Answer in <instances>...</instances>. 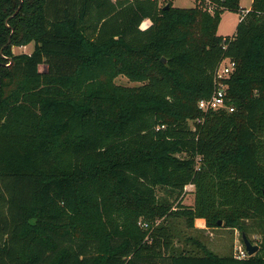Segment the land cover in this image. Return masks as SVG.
Returning a JSON list of instances; mask_svg holds the SVG:
<instances>
[{
    "label": "trees",
    "instance_id": "16d2710c",
    "mask_svg": "<svg viewBox=\"0 0 264 264\" xmlns=\"http://www.w3.org/2000/svg\"><path fill=\"white\" fill-rule=\"evenodd\" d=\"M195 1L0 0V264H264V0L229 37L239 0ZM176 217L259 249L176 247Z\"/></svg>",
    "mask_w": 264,
    "mask_h": 264
},
{
    "label": "rangeland",
    "instance_id": "374dc122",
    "mask_svg": "<svg viewBox=\"0 0 264 264\" xmlns=\"http://www.w3.org/2000/svg\"><path fill=\"white\" fill-rule=\"evenodd\" d=\"M174 7L190 8L196 5L195 0H169ZM167 0H158L159 6L166 4ZM252 0H239V10L230 11L224 10L221 14V19L217 28V34L221 36H232L235 33L236 25L239 22L241 12L251 6ZM241 9H244L241 11ZM148 24V19H145L141 23V27H145ZM32 43L23 46H13V53H30L32 50ZM115 82L122 85L136 86L138 83L128 80L123 76H118ZM183 194L182 203L185 206H191L194 201V189L192 185H187ZM159 196L163 195L162 189L157 190ZM175 232L174 245L176 247H197L194 240H199L207 249L215 252L220 256L233 254L235 248L243 246L241 240V233L237 229L227 228L223 226H217L214 228H207L204 224V220L196 219L194 226L189 228L185 224V220L182 218L171 219ZM251 243L257 244L259 235L253 233L250 235Z\"/></svg>",
    "mask_w": 264,
    "mask_h": 264
},
{
    "label": "built area",
    "instance_id": "2783aa9c",
    "mask_svg": "<svg viewBox=\"0 0 264 264\" xmlns=\"http://www.w3.org/2000/svg\"><path fill=\"white\" fill-rule=\"evenodd\" d=\"M234 67V61L230 60L229 58H224L220 61L214 76V90L212 92V95L209 99H202L198 102V107L200 109L206 111L207 109L215 110L225 107L224 97L226 94V86L222 82V79L227 78L234 69ZM229 110L232 111L233 108L230 107ZM233 256L235 258L241 259L248 257L249 254L243 245L240 248L234 249Z\"/></svg>",
    "mask_w": 264,
    "mask_h": 264
},
{
    "label": "water",
    "instance_id": "95a60500",
    "mask_svg": "<svg viewBox=\"0 0 264 264\" xmlns=\"http://www.w3.org/2000/svg\"><path fill=\"white\" fill-rule=\"evenodd\" d=\"M19 7H20V5L18 6L17 10L19 9ZM168 7H169L168 4L164 5V8H168ZM162 60H164V59H162ZM218 224L221 225L222 221L219 220ZM241 239H242L243 245H244V247H245V249L249 255H253L258 251L259 246L257 244H252L251 241L245 235V233H241Z\"/></svg>",
    "mask_w": 264,
    "mask_h": 264
},
{
    "label": "crops",
    "instance_id": "0c3cea01",
    "mask_svg": "<svg viewBox=\"0 0 264 264\" xmlns=\"http://www.w3.org/2000/svg\"><path fill=\"white\" fill-rule=\"evenodd\" d=\"M249 8H250V7H249ZM249 8H246L245 10H244V9H241V11H242V10L246 11V10H248ZM149 23H150V22H149V20H148V24H147L145 27H147V26L149 25ZM145 27H143V28H145ZM141 28H142V27H141Z\"/></svg>",
    "mask_w": 264,
    "mask_h": 264
}]
</instances>
